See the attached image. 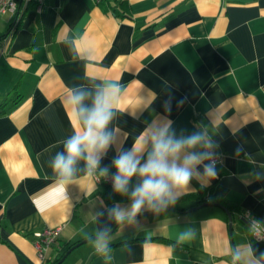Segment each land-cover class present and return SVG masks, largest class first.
<instances>
[{"label":"crops","instance_id":"crops-1","mask_svg":"<svg viewBox=\"0 0 264 264\" xmlns=\"http://www.w3.org/2000/svg\"><path fill=\"white\" fill-rule=\"evenodd\" d=\"M3 16L0 98L13 91L19 101L0 114V264H48L92 237L60 264H264V240L243 219L264 225V0H44L41 11L21 6L15 24ZM105 96L108 144L85 142L61 175L56 157ZM194 135L195 146L166 159L179 167L202 157L188 185L168 182L167 196L132 215L156 142ZM207 145L222 154L213 178ZM126 154L137 174L107 202L102 178ZM208 195L231 210L189 211ZM169 200L171 209L158 207ZM56 226L42 261L35 233Z\"/></svg>","mask_w":264,"mask_h":264},{"label":"clouds","instance_id":"clouds-1","mask_svg":"<svg viewBox=\"0 0 264 264\" xmlns=\"http://www.w3.org/2000/svg\"><path fill=\"white\" fill-rule=\"evenodd\" d=\"M77 101L81 97L75 98ZM110 103L108 97H97L96 107L85 120L86 130L83 135L73 137L66 144L67 157L58 155L54 161L53 167L58 170L61 175L67 176L71 174V166L75 160L81 155V145L85 144L89 149H103L108 144V137L103 135L105 128L110 118ZM202 139L199 135H194L187 140L177 141L173 143L171 140L167 142L158 140L155 144L154 152L149 157L147 163L139 168V174L142 177H147L142 185L133 192L134 203L132 205L131 214L135 215L141 208L145 200H160L168 195V182L176 188H185L191 178L190 169L199 163L202 157L190 155L185 158L181 166H177L173 162L171 167H168L166 159L169 156L175 155L185 145L188 147L195 146ZM139 161L134 159L132 154L120 156L115 161L117 168V177L114 182L117 192H124L130 178L137 174V166ZM92 167H95V161L92 162ZM103 174V173H102ZM216 175L212 167L206 166L205 177L213 178ZM116 219L122 220L124 213L116 212Z\"/></svg>","mask_w":264,"mask_h":264},{"label":"built area","instance_id":"built-area-1","mask_svg":"<svg viewBox=\"0 0 264 264\" xmlns=\"http://www.w3.org/2000/svg\"><path fill=\"white\" fill-rule=\"evenodd\" d=\"M97 3L102 0H95ZM34 3L36 5V10L41 11L43 7L44 0H0V16L9 14L14 17L13 23L17 20L19 13L21 11V6L23 8L26 7L27 4ZM14 32V28L12 27L7 35V39H10L11 35ZM222 157L221 152L214 149L212 146L207 145L204 150L203 162L212 167L213 169L219 164L220 159ZM117 168L114 167L113 171L109 174L105 175L102 178V182H105L112 189H115L114 182L117 177ZM250 229L251 238L255 240H264V225H262L259 221L243 218ZM62 226H56L54 228H46L42 231L35 233V242L34 248L36 254L40 260H45L46 253L50 246L56 241L58 235L60 234Z\"/></svg>","mask_w":264,"mask_h":264},{"label":"trees","instance_id":"trees-1","mask_svg":"<svg viewBox=\"0 0 264 264\" xmlns=\"http://www.w3.org/2000/svg\"><path fill=\"white\" fill-rule=\"evenodd\" d=\"M19 101V97L15 96L13 94V91L9 92L6 96L0 98V114L4 113L6 108L13 106L17 104ZM103 189L101 190V194L105 197L107 202H110L114 199H118L121 197V193L117 192L115 189H112L110 186H108L105 182H102ZM176 201H166L163 203H159L158 207L164 208V209H171L173 207V204ZM204 202H212V203H219L220 205L226 206L228 209L231 210V206H227L222 200L213 197L211 195H208L207 197H200L197 201L198 204L204 203ZM62 256V253L57 255L56 258L48 263V264H54L58 261V259Z\"/></svg>","mask_w":264,"mask_h":264},{"label":"water","instance_id":"water-1","mask_svg":"<svg viewBox=\"0 0 264 264\" xmlns=\"http://www.w3.org/2000/svg\"><path fill=\"white\" fill-rule=\"evenodd\" d=\"M206 204H207V203L204 202V203L200 204L199 206H194V207L190 208L189 211L195 210V209H197L198 207H200V206H202V205H206ZM224 210H225V212H226V214H227V217H228V225H229V229L231 230V228H232V216H231V213H230L226 208H224ZM125 219H127V218H125ZM122 221H124V220H120L117 224L121 223ZM113 230H114V228H112L109 232H106V233L102 234L101 236L107 235L108 233L112 232ZM98 237H100V236H98ZM93 238H95V237L87 238V239L81 240V241H79V242L73 244L71 247H69V248H68V249L62 254V256H61V257L58 259V261H57L56 263H54V264H60L61 262L64 261V259L67 257V255H68V254H69L74 248H76L77 246H79V245H81V244H83V243H85V242H87V241H90V240L93 239Z\"/></svg>","mask_w":264,"mask_h":264},{"label":"rangeland","instance_id":"rangeland-1","mask_svg":"<svg viewBox=\"0 0 264 264\" xmlns=\"http://www.w3.org/2000/svg\"><path fill=\"white\" fill-rule=\"evenodd\" d=\"M8 14L4 15L3 17H6ZM98 240H101V239H98ZM97 241V240H96ZM69 261V259H67V262Z\"/></svg>","mask_w":264,"mask_h":264}]
</instances>
